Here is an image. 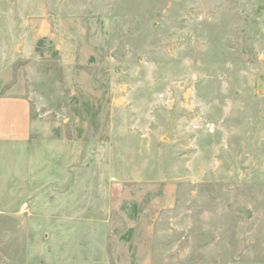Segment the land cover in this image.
<instances>
[{
  "label": "rangeland",
  "instance_id": "374dc122",
  "mask_svg": "<svg viewBox=\"0 0 264 264\" xmlns=\"http://www.w3.org/2000/svg\"><path fill=\"white\" fill-rule=\"evenodd\" d=\"M4 96L0 264H264V0H0Z\"/></svg>",
  "mask_w": 264,
  "mask_h": 264
},
{
  "label": "crops",
  "instance_id": "0c3cea01",
  "mask_svg": "<svg viewBox=\"0 0 264 264\" xmlns=\"http://www.w3.org/2000/svg\"><path fill=\"white\" fill-rule=\"evenodd\" d=\"M31 112L29 101L22 97H0V172L4 173L6 167L5 155L12 157L11 165L7 171L18 174L23 162L24 152L30 140ZM16 162V164H15ZM28 164V161H26ZM21 165L22 166H25ZM10 168V169H9ZM6 172V171H5Z\"/></svg>",
  "mask_w": 264,
  "mask_h": 264
}]
</instances>
